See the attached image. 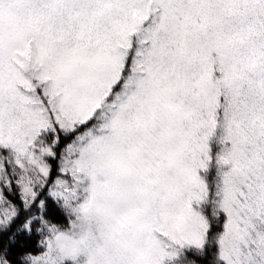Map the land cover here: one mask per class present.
Segmentation results:
<instances>
[{
  "label": "snow or ice",
  "instance_id": "6c2138e0",
  "mask_svg": "<svg viewBox=\"0 0 264 264\" xmlns=\"http://www.w3.org/2000/svg\"><path fill=\"white\" fill-rule=\"evenodd\" d=\"M0 264H264V0H0Z\"/></svg>",
  "mask_w": 264,
  "mask_h": 264
}]
</instances>
